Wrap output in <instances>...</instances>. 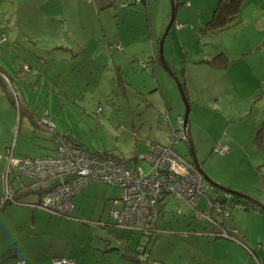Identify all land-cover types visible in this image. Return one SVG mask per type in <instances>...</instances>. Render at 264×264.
I'll list each match as a JSON object with an SVG mask.
<instances>
[{
	"label": "rangeland",
	"instance_id": "obj_1",
	"mask_svg": "<svg viewBox=\"0 0 264 264\" xmlns=\"http://www.w3.org/2000/svg\"><path fill=\"white\" fill-rule=\"evenodd\" d=\"M121 1L108 6L111 0H0V84H3L2 80L6 83V90L0 85V145L6 142L14 148L13 159L52 156L56 147L52 132L34 126L29 118L31 115L19 117L18 104L23 108H31L33 117L46 120L48 123L44 122L45 125L55 127L60 135H72L80 139L89 152L101 148L129 158H140L148 152L146 132L152 133L157 129V124H161L162 114L159 113L164 109L165 102L170 108L167 114L171 124L176 126L177 122H182L183 125L181 120L186 107L180 90L158 58L159 41L171 19L174 2L177 10L164 38L163 57L165 54L166 63H182L177 71L180 78L181 67L187 63L182 61L185 52H189L191 58L200 60L226 50L238 53L240 48L235 47L238 42L262 39L258 34L264 35V32L255 34L253 31L255 27L258 28V22L264 27V0H244L237 18L241 22L238 26H241L221 35L201 33L219 0H147L146 4L140 1L133 4V0ZM123 4L127 6L122 7ZM177 25L183 26L181 32V29L177 30ZM132 41L135 45L128 49ZM151 41L155 43L152 52L147 46ZM119 44L122 50L116 49ZM262 52L264 49H256L249 57L262 56ZM133 56L147 63L149 72L154 70L158 75L165 71L168 79L174 83L171 93L151 99L150 96L155 92L148 86L144 89L145 82L134 76H140L136 73H142V70L135 64ZM151 57L155 58L156 68L150 67L148 63ZM169 67L176 70L174 65ZM117 69L124 77L125 84L118 79ZM234 69L237 73V68ZM4 72L7 76L2 75ZM156 80L161 81L160 78ZM192 81L195 82L191 80V84ZM19 94L21 100L15 98ZM11 97L13 107L9 104ZM144 98L156 102V106L147 110L146 105L150 102ZM187 102L188 123L194 138L192 144L199 152L197 163L200 172L208 178L205 188L212 187L210 182L221 187L219 191L227 189L242 194L243 188H246L248 192L243 194L256 200L264 209V187L254 169L264 163V152H254L256 129L252 118L241 123L227 120L224 124L218 118L219 113L211 118L203 103L195 102L191 95ZM5 107L13 108V116L7 118ZM11 123L16 126H12L13 130L7 127L6 131L4 125ZM152 126L153 131L150 130ZM213 140H217L221 147L230 146L231 151L213 154L209 151L214 147L209 145ZM232 143L238 146L236 150H233ZM174 149L190 159L188 144L183 140L176 142ZM3 152L0 155L4 157ZM139 164L144 175L150 174L151 167L147 161L140 159ZM13 175L11 179H15ZM20 180L24 184H30L31 180L34 182L26 176H22L19 183ZM101 185L102 193L113 199L112 210L118 212L120 206L117 200L122 197L121 190L103 183ZM226 195L237 199L233 194ZM177 201L168 202L157 220V227L160 225L167 231L163 232L159 227L156 232L148 230L129 234V231H125V236L134 248L142 250L144 247L141 246L146 247V255L139 254L136 262L123 259L120 255L119 258L113 256L110 264L264 263V212H254L252 208L248 211L234 210L230 223L235 224L232 227L237 234L232 231L225 235L234 234L242 243L239 247L225 243L223 247L207 241V238H198L207 234L195 233L194 227L191 231H183L186 227L190 228L184 222L188 220V209L183 204L179 207L181 202ZM110 202L113 203L112 200ZM96 203L95 200L86 203L89 207L86 208V215L94 216L91 219L94 222L84 225L91 229L94 236L100 235L113 241L112 244L117 243L116 239L111 238L121 236L123 231L110 224L104 226L102 222H97L99 214L92 215L90 211ZM205 204L206 198H202L193 211L195 223ZM179 209L181 211L178 213ZM109 222L114 224L111 218ZM199 226L204 225L199 223ZM139 229L144 231V227L139 226ZM207 229L210 234L212 229ZM185 232L192 237H188ZM101 261V264H106V261Z\"/></svg>",
	"mask_w": 264,
	"mask_h": 264
},
{
	"label": "crops",
	"instance_id": "obj_2",
	"mask_svg": "<svg viewBox=\"0 0 264 264\" xmlns=\"http://www.w3.org/2000/svg\"><path fill=\"white\" fill-rule=\"evenodd\" d=\"M115 1L118 0L111 1L112 3L108 6H111ZM125 1L126 0H122L121 2ZM139 1L143 4L147 3V0H133V4ZM124 5L127 6V4ZM237 18L238 16L236 17V20L234 21L232 27L216 35H221L222 33L225 34L231 29L236 28L241 23L240 20H237ZM240 26H238L237 28H239ZM182 27L183 26L181 25H177V30H180ZM257 27L258 28L255 27V29L253 30L255 31V34H257L256 32H264V27H262L259 22ZM202 30H204V28ZM202 30L201 33L206 34ZM181 31L182 29L180 30V32ZM258 35L262 36L263 39L264 35ZM262 39H251L247 42H238L235 46L240 48L238 53H232L226 50L225 52H221L216 56H214V54L213 57H204L201 60L197 58H191V56H189V52H185L183 55L184 59L182 58V61H186L187 63L181 67V78L176 74L179 70V66L182 65L181 62L176 61L174 63L178 64L175 65L169 61L170 63L167 62V65L176 66V70H172L175 72V75H177L178 81H184L187 94L186 98L189 100V96L191 95L194 98L195 102L203 103V107H205V110L208 109L207 113L211 116V118L215 117L216 114L219 113L217 114L219 116L218 118H220V120L224 124H226L227 120L229 122L238 121V123H241L242 120L252 118L254 129H256L260 125V123L264 121V55L254 57H249V55L254 53L256 49H264V40ZM133 42L134 41H132L131 44H128V49H131L135 45ZM119 45L123 49L122 45ZM119 45L116 46V49H118L117 47ZM147 46L150 47V51L152 52V50H154L155 43L151 41L150 45L148 44ZM159 50L160 47L158 45V58H160ZM154 56L156 57L155 54ZM163 58H166L165 54ZM133 59L135 61V64H137L140 70H142V73L144 72L143 74L138 72L136 74H139L140 76H137L135 74L134 76L141 78V81L145 82L144 89L146 88V86H148L151 91L155 92L154 95L150 96L151 99L158 98L160 94L171 93L172 89L174 88V83L168 79L165 71L159 72V74L156 75L154 70L149 72V69L146 67L147 63L136 60L134 56ZM153 68H156V65L155 67L153 66ZM234 68H237V73L235 72ZM246 69H248L247 72L245 71ZM116 71L119 77H122L123 79L124 77L121 75L119 70L117 69ZM202 74H204V76L201 77ZM2 75L7 76V73L4 72V74ZM157 78H160L161 81L156 80ZM191 80L195 81H192L193 85L190 83ZM1 82H3L4 84H0L4 90L6 83L3 80ZM114 83H116V81H114ZM261 83H263V85H261ZM132 89L134 88L132 87ZM17 97L19 98V100H21L22 98L20 94L17 95ZM9 104L11 106L14 104L13 98H10ZM9 104H7V106ZM198 106L200 107V105ZM12 107H5L4 111L7 114V118L13 116ZM163 107L164 109H162L160 113H166L165 115H167L169 118V115L167 114L170 111L168 104L165 102ZM191 109H193L194 112V106H192ZM29 110L32 111L31 108H29ZM147 110L151 109L148 108ZM19 111L20 110L17 105V112L19 117H21L22 114ZM44 122L47 121L42 118H38L35 123L32 122V124L36 127L41 126L42 128L47 129V131L53 132V136L55 133V135H60L55 127L53 128L48 124L45 125ZM165 122H168L167 118L162 119L161 124H157L156 130L153 131L154 126L150 127V130L153 131L152 133L146 132V140L148 141L147 143H149V146L153 142H157L162 145L170 144V130H172V128L167 129V126L172 125L170 118V125L166 124ZM13 123H11V125L5 124V130L7 131V127L13 130V127L16 126V124H14L13 126ZM21 124L22 120L18 123L19 128L21 127ZM172 127L173 129H178L177 125H172ZM187 136L188 139L185 140L186 142H184L188 144L189 152L192 157L195 156L197 160L199 152L198 149L192 144L194 138H192V130H190V126L187 127ZM54 139L56 138L54 137ZM217 143V140H213L209 145L212 144L215 146L218 145ZM232 145L234 147L233 150H236L238 148L236 143H232ZM253 146L255 149L254 152H262L261 150L257 149L254 143ZM55 149L56 147L54 148V153ZM211 149L209 150L210 152ZM0 152L4 153V157L3 155H0V199L4 196L5 191L8 189V187H11V190H15V200L17 202V204H8L0 209V264H16L19 261H21V264H52L54 259H72L76 261L77 264H101V260H104L106 261V264H110L113 256L119 258V254H107V248L112 246L113 241L105 244L103 242V239L106 241L105 238L100 235L96 238L91 229H89L88 226L84 225L88 222H94V220H91L92 217L94 219V216L87 217L86 215V208H89L86 203H89L91 201L94 202L95 200V202H97L95 207L90 209V211L92 215H95L96 213L99 214L97 217L98 223L109 221V215L112 214V209L114 207L113 199L107 198L106 193H102L103 188L101 182H92L80 195L76 196L73 199V215L70 218L56 217L34 206L35 204H37L39 197L37 192H19V190L15 189V187H18L19 181L16 180V178L14 180H11L10 176L13 174H11V172L9 173L7 161V154H9V152L11 154V157L12 155L14 157V148L8 146L6 142H4L0 145ZM4 158L6 159V161L4 160ZM203 176L205 177L204 174ZM10 183L11 185H8ZM20 183L23 182L20 180ZM32 183L33 182L31 180L30 184ZM245 189L246 188H243V193L246 194L248 191ZM212 193L213 192L211 188L204 187V194L200 197L196 208L198 207L199 202L202 200V198L207 199L213 195ZM118 199L119 201H117L120 206L121 197ZM111 200L113 203L110 202ZM173 200H178L177 202H181L179 204V207H181L180 205L183 204L186 206L185 209H188V214L186 216L188 220H184V222L189 224L190 228L186 227L185 229H182L183 231H191V228L194 227L195 230L193 231L195 233L204 232L207 234L197 236L198 238H207V241H212L213 244H218L223 247L226 244L236 247H239V245H241L242 242L236 237V241L232 238L228 240L222 239L219 237L220 234H215V236L213 237L212 234L213 232H215L213 230L210 234H208L207 228L209 226H207V223L200 220L199 216H197V222L195 223L196 219L193 216V211H195L196 208L194 209V207L187 206V204H185L181 199H172L170 201ZM165 206L161 205V213ZM180 211L181 210L179 209L178 213ZM233 212L234 210L231 211V214L229 215V219L227 221L229 230L227 231L226 229L225 231H234L235 234H237L232 227L233 225L235 226V224L232 225L230 223V218ZM84 218L87 220L83 221ZM81 223L83 224V227H81ZM199 223L203 224L204 226L198 227ZM157 224L158 222L156 221V224H154V232L157 231L158 227L163 232L167 231L160 225L157 227ZM180 226L183 227V224L181 223ZM148 227H151V225H149ZM185 234L188 235V237H192L186 232ZM229 235L234 237L230 233L228 234V236ZM122 236L124 237L125 234H123ZM212 238H214V240H212ZM111 239L113 240L115 238ZM96 241H98V245L95 243ZM81 242H83L84 244H81ZM209 243L210 242H208L207 244ZM141 247H144V249L141 251L145 252L146 247ZM121 256L123 259H126L123 254ZM258 264L264 263L259 262Z\"/></svg>",
	"mask_w": 264,
	"mask_h": 264
},
{
	"label": "built area",
	"instance_id": "obj_3",
	"mask_svg": "<svg viewBox=\"0 0 264 264\" xmlns=\"http://www.w3.org/2000/svg\"><path fill=\"white\" fill-rule=\"evenodd\" d=\"M15 98L18 99L17 95ZM178 124L179 131L170 130L173 143L180 139L187 140L188 137L182 122ZM55 142L57 149L54 157L15 160L10 152L7 154L9 173L33 179L31 190L41 192L37 206L53 214L71 212V198L95 180L121 188L122 208L115 214L117 220L127 224H143L142 227L155 222L157 205L165 197H178L188 206L194 207L204 194L203 174L172 146L157 142L150 144L149 152L143 158L150 164L151 172L144 175L141 167L131 166L119 158L86 154L59 138ZM223 148L216 150L223 154L227 152V148ZM4 196L10 200L7 193ZM228 208L227 203L209 202L205 213H201L199 219L208 220L215 227L218 226L219 234L225 235L226 231L212 220L211 213L219 212L223 219H227ZM54 264L74 263L55 260Z\"/></svg>",
	"mask_w": 264,
	"mask_h": 264
},
{
	"label": "trees",
	"instance_id": "obj_4",
	"mask_svg": "<svg viewBox=\"0 0 264 264\" xmlns=\"http://www.w3.org/2000/svg\"><path fill=\"white\" fill-rule=\"evenodd\" d=\"M243 1L244 0H230V1L229 0H219L217 6L215 7L214 11L212 12L211 19L207 22L204 30H202V31L205 32V33L219 34V33L223 32V31L229 29L230 27H232L234 21L236 20V17L238 16V12L240 10V6H241V3ZM176 10H177V6H176V4L174 2V12H176ZM117 48H118V50H120V49L122 50V48L120 46H118ZM149 59L150 60H148V63L150 65V67L153 68V66L155 64V58L154 57H151ZM151 62H152V64H151ZM118 79L121 82H123L124 84L126 83L125 80H124V78L122 79V77H118ZM179 82H180L181 90L183 91V93L187 97L184 81L179 80ZM11 99H12V97H11ZM144 100L149 101V100H147L145 98H144ZM149 102L150 103H148L146 105V107L147 108H150L152 110L154 108V105L156 106V102L151 101V100ZM19 110H20L19 112H21L22 115H24V114L31 115V116H29L30 121L33 122V123H35V121L37 120V118L36 117H33L34 114H33L32 111H30L29 109L23 108L20 105H19ZM159 114H162V119H164V118H167L168 119V116L167 115H165L163 113H159ZM165 123H167V122H165ZM177 127H178V129L177 128L176 129H173V127L171 125V126H167V129L172 128V130L174 132H177V131H179V124L178 123H177ZM55 134H54V137L56 139L57 138L62 139L68 145L77 147V148L81 149L83 152H85L86 154H90V155L96 154V155H100V156H106V157H112V158H119L122 161L124 160V161H126V163H128V164H130L131 166H134V167H140L139 160L140 159L141 160H145L143 157L149 152V150H148V152L144 156H142L140 158H138V156H134V157H130L129 158V157H125V156L120 155V154H113L112 152L105 151V150H103L101 148H99L97 150H94L93 152H89L86 148H84L83 144H81L80 139L74 138L72 135H63V136H60V135H55ZM173 141H174V139H173L172 134H171L170 135V144H169V146H172V148L174 149L175 143L178 142V141H181V140H176L174 143H173ZM183 141H185V140H183ZM253 143L255 144V146L257 147V149H259L262 152H264V121L256 128V133H255V136H254V139H253ZM223 147H226L227 148V152H225L223 154H227V153H229L231 151V148L229 146H222L221 147L220 145H215L214 147H212L211 151H212L213 154H221L216 149L217 148H223ZM149 148H150V146H149ZM56 149H57V144H56ZM56 149H55L54 155H52V156H41V157H54L55 154H56ZM189 155H190V159H188L187 157H184L182 155H180V156H182L183 158H185L190 163L194 164L193 157L190 154V152H189ZM37 158H39V157H37ZM196 166L201 171V168L199 167V164L198 163L196 164ZM255 172H256L257 177L260 179V181L262 183V186L264 187V163L256 166ZM14 177L16 178V180L19 181V179L22 176L19 177V176H15L14 175ZM11 180H14V179H11ZM95 181L96 182H99L97 180H95ZM95 181H92V182H95ZM205 183H206V181L204 182V187H205ZM90 184H88L81 192H79L78 194H76L75 196H73L71 198V204H72V210H71V212L64 213V214H60V215L59 214H53V213H51V212H49L47 210L41 209V208H39L37 206V204L39 202V199H40L41 192L39 190H31V185L32 184L19 183L18 187H15V189L16 190H19V192H30V191L37 192L39 197H38L37 204L34 205L36 208L41 209L43 211H46V212H48V213H50V214H52V215H54L56 217L70 218L73 215V203H72L73 202V199L76 196L80 195ZM103 184H105V183H103ZM8 185H11V183L8 184ZM106 185L114 186V185H110V184H106ZM114 187H117V186H114ZM204 187H203V190H204ZM211 188H212L211 190L213 192L212 193L213 195L206 199V204L202 207V209L200 211V214L201 213H205L209 202L214 203V204H217V203H219V204L227 203V205L229 206V208H228L229 211H232V209L233 210L238 209V210H242V211H248L249 208H252L254 212H264V209H261V206L253 198L247 199V198L243 197V194H241L239 197H237V199H231L230 196L226 195L228 191H226L224 189H223L224 191H219L220 189H222L221 187L216 186V185H213ZM119 189L121 190V193H122V189L121 188H119ZM5 193H7V196L10 197V200L9 199H5L4 198L5 196H3L0 199V209H2L4 206H6L8 204H17V202L15 200V197H16L15 190H13V189L11 190V187H8V189L5 191ZM172 199H179V198L178 197L176 198V197H169L168 196V197H165L163 200H161L160 203H158V205H157V218H159V215L161 213V209H160L161 208V205H164L165 206ZM118 201H119V199H118ZM197 203H196V205H197ZM196 205L194 206V209L196 208ZM121 208H122V204H120V210L118 212L115 211V210H112V214L109 215V219L110 218L113 219L114 224H111L109 221H106V222H103V225L104 226H107L108 224H110V226H112V227L114 226L117 229H121V231H123L122 235L125 234V231H129V233L130 232H132V233L133 232H141V233H144V231H142V230L139 229V226L142 227L143 224L142 225L139 224V223L127 224V223L120 222V221L117 220L115 214L116 213H119L121 211ZM200 214H198V215H200ZM211 217H212V220L215 223H217V225L219 224V226H220L221 229H224V230L227 229V231L229 230L228 229V226H227V221H228L229 217L227 219H223L219 215V212L218 213H214V214L211 213ZM157 218H156L154 224H156V221L158 220ZM200 220H203V219H200ZM204 222H206L207 223V226H209V228H211L212 230L215 228V226L212 223H210L208 220H205L204 219ZM154 224L153 223H152V225L151 224H146L145 225L146 227H144V230L146 232H148V230L154 231V227H155ZM149 225H151V227H148ZM210 225H212L213 228ZM118 234H120V233H118ZM215 234H216V232H213L212 235L215 236ZM122 235L121 236H114L115 239L117 240V243H114V244H112L111 247L107 248V254H109V255L119 254L120 256L123 254V256L126 259H128L130 261H134V262H136L137 256L139 254L146 255V253L144 251H141V250H139L137 248H134V246H132L129 243L128 238L126 236L123 237ZM229 238H232L235 241L237 240L235 237L234 238L233 237H229ZM103 242L105 244H107L108 242H111V241H109V240H106L105 241L103 239ZM55 260H57V261L66 260V261H69V262H73L74 264H77V262L74 261V260H72V259H54L53 262H52V264H54V261ZM20 262L21 261L17 262L16 264H21ZM145 262H147V261H145Z\"/></svg>",
	"mask_w": 264,
	"mask_h": 264
},
{
	"label": "water",
	"instance_id": "obj_5",
	"mask_svg": "<svg viewBox=\"0 0 264 264\" xmlns=\"http://www.w3.org/2000/svg\"><path fill=\"white\" fill-rule=\"evenodd\" d=\"M173 13H172V15H171V20H170V22H169V24H168V26H167V28H166V31L164 32V35H163V37L161 38V40L159 41V47H160V50H159V54H160V58H159V60L161 61V63H162V65H163V68L165 69V71L173 78V80L176 82V84H177V87H178V89L180 90V93H181V97H182V99H183V102H184V104H185V107H186V111H185V114H184V117L182 118L183 119V122H184V128L187 130V127L189 126V123H188V113H189V106H188V100H187V98H186V96H185V94L183 93V91L181 90V87H180V84H179V81H178V79H177V76L175 75V72L171 69V67H169L168 65H167V63L164 61V58H163V42H164V38H165V36L167 35V33H168V31H169V29H170V27H171V25H172V22H173ZM162 100V99H161ZM155 106V105H154ZM179 120V119H178ZM167 123L170 125V122H169V118L167 119ZM187 139H188V137H187ZM181 140V139H180ZM193 161L197 164V160H196V158H195V156L193 157ZM205 178V177H204ZM207 178V177H206ZM205 178V181L208 179H206ZM208 181V180H207ZM210 184H211V186H213V185H215V183H211L210 182ZM217 186V185H216ZM226 191H228L227 192V194H233L234 196H236V197H239L241 194L240 193H235V192H230L229 190H227L226 189ZM243 197H245V198H247V199H249V197H246V196H244L243 195ZM146 231L144 230V233H145ZM219 237L220 238H222V239H226V240H228V239H231V238H229L228 237V235L226 236V235H219Z\"/></svg>",
	"mask_w": 264,
	"mask_h": 264
},
{
	"label": "flooded vegetation",
	"instance_id": "obj_6",
	"mask_svg": "<svg viewBox=\"0 0 264 264\" xmlns=\"http://www.w3.org/2000/svg\"><path fill=\"white\" fill-rule=\"evenodd\" d=\"M219 227H215L213 230L216 232V235L219 234V231H218Z\"/></svg>",
	"mask_w": 264,
	"mask_h": 264
}]
</instances>
